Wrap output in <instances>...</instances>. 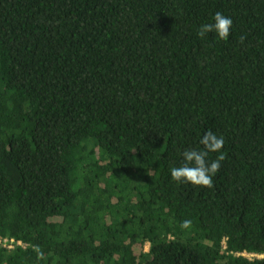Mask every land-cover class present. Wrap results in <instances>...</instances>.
<instances>
[{
  "label": "trees",
  "instance_id": "1",
  "mask_svg": "<svg viewBox=\"0 0 264 264\" xmlns=\"http://www.w3.org/2000/svg\"><path fill=\"white\" fill-rule=\"evenodd\" d=\"M0 264H264V0H0Z\"/></svg>",
  "mask_w": 264,
  "mask_h": 264
},
{
  "label": "clouds",
  "instance_id": "2",
  "mask_svg": "<svg viewBox=\"0 0 264 264\" xmlns=\"http://www.w3.org/2000/svg\"><path fill=\"white\" fill-rule=\"evenodd\" d=\"M232 24L231 18L224 16L221 12H216L213 22L201 25L197 34L202 38L205 34L214 32L220 40H227ZM241 42H243V37ZM199 143L202 146L201 149L185 150L182 153L184 164L170 169L171 179L178 183L184 182L194 186L211 188L213 186L212 177L219 171L225 156L221 153L211 162L208 161L207 157L210 153H220L224 139L209 130L204 133ZM180 227L183 229L190 228L191 221H183ZM33 251L37 254L38 260L44 258V253L39 246H33Z\"/></svg>",
  "mask_w": 264,
  "mask_h": 264
},
{
  "label": "built area",
  "instance_id": "3",
  "mask_svg": "<svg viewBox=\"0 0 264 264\" xmlns=\"http://www.w3.org/2000/svg\"><path fill=\"white\" fill-rule=\"evenodd\" d=\"M4 246H6L7 248H13V240H10L9 242H7L6 240L3 241ZM16 245L18 246H22V244L20 242H17ZM243 256L251 259V258H260L263 256H258V255H254V254H243Z\"/></svg>",
  "mask_w": 264,
  "mask_h": 264
},
{
  "label": "rangeland",
  "instance_id": "4",
  "mask_svg": "<svg viewBox=\"0 0 264 264\" xmlns=\"http://www.w3.org/2000/svg\"><path fill=\"white\" fill-rule=\"evenodd\" d=\"M148 249H149V246H148V244H146V245L144 246V250H145V251H148Z\"/></svg>",
  "mask_w": 264,
  "mask_h": 264
}]
</instances>
